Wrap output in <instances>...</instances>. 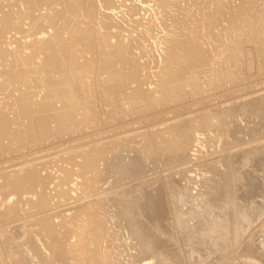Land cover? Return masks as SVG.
I'll return each mask as SVG.
<instances>
[{
	"label": "bare ground",
	"instance_id": "bare-ground-1",
	"mask_svg": "<svg viewBox=\"0 0 264 264\" xmlns=\"http://www.w3.org/2000/svg\"><path fill=\"white\" fill-rule=\"evenodd\" d=\"M157 27L159 30L152 34ZM152 48L159 53L155 57L151 56ZM239 63L242 64L239 66ZM252 67L264 72V0H0V264H124L123 251L128 246L124 242L126 238L134 240L139 245L137 248L142 250L140 255H130L131 260L148 259L151 260L149 264H164L159 263L164 252L158 256L152 247L160 230L157 226L161 228L164 222L159 219V226L154 221L156 210L161 207V197L164 196L163 203L171 201L167 205L172 206L168 208L171 217L174 220L180 217L176 212L179 198L191 196L188 186L184 185L190 179L186 173H196L197 170L208 173L215 163L223 161V154L232 149L227 139L231 132H235L227 127L235 116L251 111L249 102L253 101L227 106L221 105L220 99L213 105L208 104L207 109L205 106L188 108L189 103L182 107L176 105L186 103L185 99L194 98L195 94H208L213 89L234 90L236 87H232L240 83L242 73L248 75ZM227 92L230 94L231 91ZM92 96L98 99L97 104L96 101L89 104ZM195 98V101L200 100ZM254 102L256 108L262 105L261 98ZM175 111L177 113L172 115L156 117ZM132 113L137 114L128 118ZM144 117L146 119L142 122L146 124L122 127ZM113 119L122 128L115 131L107 126ZM66 135L73 137L62 140ZM52 138L57 140L43 142ZM254 138L264 139V131L251 133L246 142L249 147L257 146L246 148L250 153L248 156L244 151V155L250 160L254 157L253 162L250 161L251 168L258 163L260 168L263 165L259 161L254 164L259 153L253 149H263L264 140L251 145ZM16 152L21 154L18 161H14ZM257 157V160L262 158ZM244 162L249 163L246 159ZM229 168L227 175L230 174ZM259 168L255 172L260 170L261 176L263 172ZM213 172L217 173L213 170L212 175ZM252 172L253 177L255 173ZM236 175L237 179L243 177ZM227 181L222 185L226 186ZM236 181L235 178L234 183ZM248 183L247 187L251 182ZM141 185H151L150 192L157 189L158 193L154 194L155 202L146 212L148 215L154 211L150 217L153 216L155 230L150 232L147 229L151 227L142 223L145 218L148 224L147 215L144 217L143 213L146 206L142 205H146L152 196L146 194ZM253 185L252 189H255ZM214 186L212 189L216 194L211 193L216 196L218 192L220 197L219 190L222 191L224 186L217 185V192L216 183ZM233 189L231 192L235 191ZM255 195L257 201L263 200L258 199L257 193ZM203 198L213 202L211 197ZM225 198L222 196V202L226 201ZM219 202L214 209L219 205L223 207ZM200 203L191 215L200 212ZM223 204L226 209L228 204ZM250 204L252 206V202ZM209 206L206 207L208 210ZM242 211L238 214L241 217L239 224L242 225L243 218L244 224L252 227L246 223L251 219V209L248 211V207H242ZM201 215L204 216L202 212ZM229 217V221H234L231 217L235 216H231V220ZM204 222L202 231L210 233L215 230L213 219ZM174 223L172 226H178ZM237 224L234 222L231 226L225 222L221 225L220 222L217 228L223 230H218L222 237V233L226 236L223 237L226 241L222 238L226 243L222 247L220 244V249L215 248L225 255L224 258L223 248L226 251L225 247L234 241L227 235L237 231ZM263 224L260 225L264 231ZM175 228L178 227L172 231L178 233ZM242 228H239L240 236L244 235ZM156 229L155 242L151 243L148 234L155 236ZM168 233L167 237L164 234L166 240L168 236L170 240ZM216 241L213 239L210 243ZM169 242L173 246L172 239ZM252 249L245 251L244 248V253H239L249 264H263L262 257V260L253 257ZM209 251L213 252L212 249ZM217 252L214 255L221 257ZM200 254L202 258L205 253ZM211 255L213 261L214 255ZM130 256L128 260L126 255L128 261ZM176 256L172 257L176 259ZM229 259L233 264V257ZM208 260L210 263L209 258L205 259Z\"/></svg>",
	"mask_w": 264,
	"mask_h": 264
},
{
	"label": "rangeland",
	"instance_id": "rangeland-1",
	"mask_svg": "<svg viewBox=\"0 0 264 264\" xmlns=\"http://www.w3.org/2000/svg\"><path fill=\"white\" fill-rule=\"evenodd\" d=\"M158 28V27H157ZM157 28H155L154 29V32H152V34H154L155 33V31L157 32L158 30H159V28L157 29ZM157 49L155 48H152L151 49V53L153 54V55H151V56H153V57H155V56H157L159 53H158V51H156ZM135 53V52H134ZM156 53V54H155ZM242 63H239V66L241 65ZM241 72H244V70H241ZM141 73H143V71L141 70ZM241 74V73H240ZM242 78H241V81H240V83L236 86V85H234V87H232L234 90H235V92H234V90H232V89H226V88H217L216 90L215 89H213V91H211V92H208V94H203L202 96H203V98H202V96L200 97L198 94H195L194 95V98H193V96L192 97H188V99L186 98L185 100H186V103L183 101V102H180L181 104H179V105H176V106H180V107H182L183 106V104H188V108H198V106L199 107H203V106H205L204 108H206L207 109V105L208 104H212L213 105V102H214V104L215 103H217L220 99V101L221 102H219V103H221V105H227V106H229V105H232V104H235V103H240V102H249V100H251V101H255L256 99L258 100V98H261V100H262V105L261 106H259V107H257L256 108V102H249V104H251V105H249L250 106V108H251V111H244L243 112V114H241V115H239L237 118H236V116L233 118V123L231 122L230 123V125H228V129L229 128H231V129H233L235 132H231V130H230V132H231V134H230V136L228 137V142L231 144V145H229V146H231L232 147V149H230V150H227V154L229 153V155H232L234 152L235 153H238L237 155H235V153L232 155V156H227L226 155V153H225V151H223L222 152V154L223 153H225V154H223V161H221V162H219V163H215V165H213L212 166V169L213 170H215V172H217L216 174L214 173V175H212L211 173H212V171L213 170H211L210 172H208V173H206V170L205 171H203V170H197L196 171V173L195 172H187L186 174H187V176L190 178V179H187L186 180V182L184 183V179H183V181H182V183H179L180 185H178L179 186V188H180V186H182V184L184 183V185H186V186H188V188H189V190H190V192H191V196L188 198V197H184L183 199L185 200V201H183V199H181V198H179V203L177 202V200L175 201V205L177 206V203L179 204V207L177 208V210H176V212H177V214H179V216L180 217H178L177 219H173L171 216H173L172 215V213L171 212H169L170 210V208L172 207L171 205H169V206H171L170 208H169V206H167L168 204H170V202L171 201H168V202H165V203H163V198L162 197H164V196H162L161 197V204L163 205H161L160 204V206L161 207H156L157 208V210H156V215L154 214V216H156V220H154V221H156L155 223H156V225H159L160 226V224L162 223V221H164L162 224H161V228L163 229L164 227V230L163 231H166V232H164V233H162L163 231H162V229L161 228H159L158 226H157V229L159 230V232H158V230L156 229V232H153L154 234H155V236L154 235H150V233L148 234V238H150V242L151 243H153V242H155V238H156V233L158 234V239L160 240V241H158L157 240V238H156V244L158 245H154V243H153V249H154V251L157 253V255L159 256V254L161 255L162 254V252H164L163 253V257H162V255L160 256V259H162L163 261H160V259H159V263H164V264H177L178 262L180 263V264H198L199 262H201V263H199V264H202V262H203V264H214V263H216V261L218 262V263H216V264H231V260L229 259V257L231 256V259H232V257H233V264H249L248 262H246L245 261V257H244V255H243V258H242V255L239 253V252H241L242 254L244 253V248H245V251H248V249L249 248H252L253 247V249H252V252H253V257H256L257 259H260V260H262L263 261V264H264V231L262 230V224L264 223V216H263V213H264V202H263V200H264V194H263V189H264V187H262L261 185H263L264 184V164H262V163H264V160H262V158H263V154H264V151H263V149L262 148H259V149H262V150H254L253 149V152L255 151V153L257 154V152L259 153V155L257 154H253L252 153V151H251V153H252V155H256L255 156V161H254V164H257V162L259 161L261 164L260 165H263V166H260V168L258 167V164L256 165V166H254V168H251L252 167V165H250L253 161L252 160H254V157L251 155V157H253V158H251V160H250V157H247L246 155H244V153L245 154H247L248 155V152H249V150L247 151V149L248 148H251L252 146H253V148L254 147H256L257 145H252V144H256L258 141H263L264 139H260V140H258L257 138H254V139H252L251 141H253L252 143H250L252 146H250L249 147V145L247 144L248 142H246V140H250V136H251V133H256V132H258V133H261V131L263 132L264 131V99H262V98H264V72L263 71H260V70H258V69H256V67H252L251 69H250V72L248 73V75H245V73H242V76H241ZM226 89V91H224ZM219 90V91H218ZM220 90H222V91H220ZM227 91H231L230 92V94H228L229 92H227ZM214 92V93H213ZM216 92V93H215ZM218 92V93H217ZM227 94V95H229L228 96V98H227V95L225 94V93ZM210 93V94H209ZM221 93V94H220ZM223 93L226 95V97H225V95H223ZM234 93H236L235 95H234ZM212 94V95H211ZM238 94V95H237ZM239 94H241L240 96H239ZM198 95V96H197ZM208 95V96H207ZM222 95V96H221ZM237 95V96H236ZM260 95H261V97H260ZM211 96V97H210ZM235 96V97H234ZM195 97H197V99H200V100H196L195 101ZM206 97V98H205ZM225 99V102L224 101H222V99L223 98ZM257 97V98H256ZM93 96L91 97V99H90V102H89V104L90 103H93V102H95L96 104L98 103V99H96V97L95 98H93ZM203 100H202V99ZM235 98H238L237 99V101H236V99ZM256 98V99H255ZM214 99V100H213ZM223 99V100H224ZM231 99H233V101H231ZM253 99V100H252ZM193 100V101H192ZM207 100V101H206ZM230 100V101H229ZM236 102H235V101ZM93 101V102H92ZM205 101V102H204ZM209 101V102H208ZM212 101V102H211ZM198 102H199V104H198ZM232 102V103H231ZM194 103V104H193ZM94 104V103H93ZM95 104V105H96ZM178 104V103H177ZM248 104V103H247ZM174 105V106H175ZM248 106V107H249ZM247 107V108H248ZM210 108H212V107H210ZM250 108H248L249 110H250ZM260 108H262L261 110H260ZM182 110H184L183 108H181ZM179 110V111H182V110ZM185 109H187V108H185ZM177 110V111H178ZM255 110V111H254ZM177 111H175L174 113H168V114H164V116L163 115H159V116H156V117H165V116H167V115H172V114H175V113H177ZM178 111V112H179ZM136 114L137 113H132V115H130L128 118H134L135 116H136ZM135 115V116H134ZM133 116V117H132ZM155 117V118H156ZM142 119V120H141ZM143 119H146L145 117L144 118H140V120H138L137 122H134V124L132 123V124H127V126L126 125H123L122 127H136L137 125L139 126V125H142L143 123H145L146 124V122H142L143 121ZM114 120V119H113ZM113 120H110L109 122V124H111V125H109L108 123H106V124H104V125H107V126H110V128H113V129H115V131H117V130H119L120 128H122V127H120L121 125L120 124H118V125H116L117 123H118V121L115 119L114 120V122H113ZM116 121V122H115ZM113 122V123H112ZM136 123V124H135ZM263 123V124H262ZM114 124H115V126H114ZM101 125H103V124H101ZM100 126V125H99ZM99 126H98V128H99ZM112 126V127H111ZM114 126V127H113ZM118 126V127H117ZM230 126V127H229ZM101 127V126H100ZM116 127V128H115ZM236 129V130H235ZM256 129V130H255ZM260 129H262L260 132H259V130ZM253 130L255 131V132H253ZM73 136H75V134H72ZM71 135V136H72ZM42 136H44V135H42ZM41 136V137H42ZM67 136V137H66ZM64 138H62V140L63 139H69V138H72L70 135H66ZM51 140H57L56 138L55 139H48V140H44L43 142H45V143H47V141H48V143H49V141H51ZM42 142V143H43ZM264 142V141H263ZM247 148V149H246ZM235 149V150H234ZM245 151V152H244ZM257 151V152H256ZM261 151H262V153H261ZM240 152H241V154H240ZM195 153H197V152H195ZM232 153V154H231ZM250 153V152H249ZM8 154V153H7ZM16 155V157L15 156H13V158L15 157V159H14V161L15 160H20L19 159V157L21 156V154H20V152H16L15 153ZM17 154H19V156L17 155ZM190 154H192V151H190ZM217 154V153H216ZM219 154V153H218ZM262 156H261V155ZM248 158V160H247V158ZM249 156V155H248ZM259 158H261V159H259ZM25 156H22V158H24ZM256 157L259 159V160H257L256 159ZM6 158H8V157H6ZM243 158V159H242ZM245 159H246V162H249V163H245L244 161H245ZM264 159V158H263ZM5 160H7V159H5ZM250 161H252V162H250ZM2 162H4V161H2ZM6 162V161H5ZM243 162V163H242ZM6 164V163H5ZM4 164V165H5ZM161 164V163H160ZM229 164V165H228ZM232 164V166H230ZM245 164V165H244ZM247 164V165H246ZM248 164H249V166H248ZM233 165H234V167H233ZM164 166V164H162V167ZM229 166H230V168H229ZM134 167V166H133ZM232 167V168H231ZM216 168V169H215ZM218 168V169H217ZM228 168H229V175H227L228 173H226L227 171H228ZM248 168H249V170H248ZM261 169V171L263 172V173H261V176H260V170L258 171V173L257 172H255V171H257V169ZM136 169H138V168H136ZM220 169V170H219ZM232 171H231V170ZM234 169V170H233ZM218 170V171H217ZM251 170V171H250ZM252 170L254 171V175L256 176H253V177H255V178H253L252 177ZM49 171V170H48ZM235 171H237V172H235ZM205 172V173H204ZM221 172H223L224 173V175H223V173L221 174ZM231 172H233L232 174H231ZM234 172H235V175H234ZM241 172V173H240ZM43 173H44V171H43ZM241 174V176H243V177H239L240 175H238V177L240 178H238L237 179V175L236 174ZM248 173H250V174H248ZM159 175H162L163 176V173L161 174V173H159ZM178 175V174H177ZM176 175V176H177ZM206 175V176H205ZM232 175V179L229 177V176H231ZM247 175V176H246ZM258 175L261 177V178H263V179H261V180H263V181H261V180H259L258 181V179L260 178V177H258ZM153 176L154 175H152L151 177L153 178ZM213 176V177H212ZM218 176H220L218 179H216ZM222 176H223V178H222ZM233 176L236 178V180L238 181H236L237 183H234V180H235V178H233ZM178 177V176H177ZM177 177H174V179H177ZM249 177V178H248ZM258 177V178H257ZM224 178H226L225 180L227 181V180H229V182H228V184H226V186L227 185H229V186H224L225 185V180H224ZM245 178V179H244ZM257 178V179H256ZM230 179H231V181H230ZM242 179H244L243 181H242ZM252 180V181H251ZM223 181H224V185H222L223 184ZM239 181H240V183H239ZM248 181L249 182H251L250 183V185H248V187H247V185L246 184H249L248 183ZM226 182V183H227ZM231 182V183H230ZM257 185L256 187L253 185L254 183ZM263 182V183H262ZM215 183H216V186L218 185L219 187H221V186H224V188H222L221 187V189H222V191L221 190H219L220 191V193L222 194V196H223V198H225V193H226V201H224V202H222V196H221V194L219 193V195H220V197L218 196V186H217V190H216V192H217V195L215 196L213 193H215ZM218 183V184H217ZM261 185H260V184ZM156 184L157 183H155L154 185L156 186ZM233 184V185H232ZM237 185V187H238V189H237V187H236V185ZM239 184H241L242 185V187L239 185ZM244 184V185H243ZM253 185V188H257L256 190L255 189H252V185ZM107 184H103V186H106ZM159 185V184H158ZM158 185H157V187H158ZM234 186V189H233V187L232 186ZM142 186V185H141ZM148 185H146V187H147ZM153 186V185H152ZM215 188H214V187ZM231 186V187H230ZM241 188H244L243 186H245V188L244 189H241ZM250 186V187H249ZM260 188H259V187ZM264 186V185H263ZM143 188L145 187V185H143L142 186ZM146 187H145V189H143L144 191H145V193L147 194L148 193V195L150 194L151 196H152V198L150 199L149 198V200H147V203H146V205L144 204V205H142V206H146L145 208H143V213L145 212V216L144 217H146V215H147V213H148V210H149V208H151V205H153V203L155 202V200H154V198H156L155 196L158 194L157 193V189H153V190H151L152 192H150V187H151V185H150V187L149 188H147L146 189ZM154 187V186H153ZM246 187L248 188V189H246ZM178 188V187H177ZM212 188H214V189H212ZM226 188H228L229 189V191H230V193H228L229 191H227V189ZM233 189V191L239 196H242L241 194H243V199H241V197L239 196H236V194H234L233 195V193L234 192H231L232 191V189ZM236 188V189H235ZM262 188V189H261ZM149 189V190H148ZM220 189V188H219ZM243 191V193H242V191ZM156 190V192L154 193V191ZM224 190H226V192H224ZM245 190V191H244ZM253 190H255V192L253 191ZM259 190V191H258ZM260 190H262L261 192H262V195H261V193H260ZM212 191H214L213 193H211ZM239 191V192H238ZM241 191V192H240ZM173 192H175V189L173 190ZM224 192V193H223ZM238 192V193H237ZM245 192V193H244ZM248 192V194H246ZM253 192H254V194H253ZM208 193H210V194H208ZM232 193V194H231ZM251 193L253 194V195H251ZM255 193H257V195H258V199H260V198H263V200L262 199H260V201L258 200L257 201V198H254V196H256L255 195ZM258 193H260V194H258ZM153 194V195H152ZM154 194H156V195H154ZM216 194V193H215ZM230 194V195H229ZM246 195V198H244L245 197V195ZM250 194V195H249ZM209 197V199H210V197H211V199L210 200H212L213 199V202H211V201H207V199H204L203 198V196H205L206 198H207V196ZM213 197H212V196ZM233 195V196H232ZM261 195V197H259ZM229 196H232L231 197V201L229 200ZM236 197V200L234 199L235 197ZM250 196H251V198H252V200H250L251 198H250ZM215 197V198H214ZM216 197H219L218 198V200H215L214 201V199H217ZM257 197V196H256ZM240 198V199H239ZM178 199V198H177ZM244 199H246V201L247 202H245V200ZM249 199V200H248ZM256 199V200H255ZM151 200V201H150ZM154 200V201H153ZM204 200V201H203ZM240 200V201H239ZM255 201V204L253 203L254 201ZM181 201V202H180ZM202 201V202H201ZM222 202V203H220V202ZM239 202V204L243 207V208H246V207H248V211L251 209V213L249 212V216L251 217V219H250V221H249V219H248V221L246 222V223H248V224H250V226H252V227H250L249 228V226L247 225V224H244V221H243V218H242V225H241V223L239 224V220H240V214L239 213H241V212H243V211H245L246 212V209H244L243 211H242V207H240L239 206V204H238V202ZM243 201H244V203H243ZM252 202V206H251V202ZM257 201V202H256ZM152 202V203H151ZM177 202V203H176ZM201 202V203H200ZM205 202H207L206 204H207V206H209V210H208V208H206L207 206H206V204H205ZM211 202V203H210ZM214 202H216L215 204H214ZM217 202H219L218 204H222V206L223 207H221L220 208V206L221 205H219L218 206V210L217 209H214V208H216L217 207ZM229 202V203H228ZM240 202H242V203H240ZM249 202V203H248ZM259 202V203H258ZM263 202V203H262ZM151 203V204H150ZM198 203H200L199 205H201V207H200V212L198 213H196V212H194V214H192L191 215V213L193 212V210H194V207H196L197 206V204ZM223 203H227L228 205L226 206V209H225V204H223ZM234 203V204H233ZM246 203L247 204H249V205H246ZM148 204V205H147ZM236 204V205H235ZM212 206V207H211ZM215 206V207H214ZM231 206H233V207H231ZM237 206H238V210L236 209L237 208ZM246 206V207H245ZM253 206H255L256 208H254V211L252 210L253 209ZM166 207V208H165ZM214 207V208H213ZM231 207V208H230ZM161 208H162V210H161ZM169 208V209H168ZM219 208H220V210H221V212H222V210H224V212H222V213H220V210H219ZM223 208V209H222ZM167 209V210H166ZM201 209H203V210H201ZM207 209V210H206ZM213 209L214 210H216V212L215 211H213ZM229 209V211H227ZM231 209V210H230ZM241 209V210H240ZM161 210V211H160ZM169 210V211H168ZM206 210V211H205ZM211 210H212V213H211ZM255 210H257L256 212H255ZM263 210V211H262ZM159 211V212H158ZM163 211V212H162ZM168 212V213H166V212ZM218 211V212H217ZM226 211V212H225ZM241 211V212H240ZM253 211V212H252ZM147 212V213H146ZM154 211H150L149 212V214L147 215V217H146V219H147V221H148V224H147V222H146V220H145V218H142V223H146V225H147V228L148 227H151V229L150 228H148L147 230H148V232H150L149 230H155V227H153V225L152 224H154V221H153V219H152V217H150L151 215V213H153ZM201 212L203 213V217H201L202 215H201ZM160 213V214H159ZM162 213V214H161ZM169 215V213H170V217L168 218L169 219V221H174V222H176L177 221V223H174V222H169L168 221V219L166 218V217H168L167 215ZM216 213H219V214H216ZM228 213H230V215H228ZM163 214L165 215V216H163ZM206 214V215H205ZM211 214H212V216H211ZM215 214V215H214ZM220 214H223V215H220ZM226 214V217L224 216ZM237 214V215H236ZM239 214V215H238ZM159 215V216H158ZM160 215H162V216H160ZM198 216H200L199 218H198ZM209 216V217H208ZM231 216H235V217H231V218H234V221H233V219L231 220V218L230 217ZM236 216H238L237 218H236ZM258 216H259V218H258ZM261 216H263V217H261ZM141 217H143V216H141ZM150 218V222H149V218ZM159 217H162V218H164V220L162 219V218H159ZM230 218V220L231 221H229V219H227V218ZM258 218V221L257 220H255V219H257ZM260 217H261V220H259L260 219ZM216 218V219H215ZM152 219V220H151ZM159 219H161V223L160 224H158L160 221H159ZM165 219H166V221H165ZM170 219H172V220H170ZM211 219H213V222H214V227H215V230H213V231H209L210 233H216V234H214V235H216V236H214L213 234H211L210 235V233H208V231H202V227H203V229H205V227H204V224H205V220H209V221H211ZM143 220H145L144 222H143ZM223 220V221H222ZM256 221V222H255ZM153 222V223H152ZM220 222H221V225H223L225 222H227V223H231V226L233 225V223L235 222L236 224H237V231L233 234L232 233V235H227V238H229V239H231L232 240V238L234 239V241L232 242V243H230L227 247H225L226 248V251L227 250H231V251H233L232 253H231V255L229 256L228 254H230V252L227 254L226 253V251L224 250V248H223V254H226V257L224 258V256L222 255V253L220 252H217V250L218 251H220L219 249V247L221 246H223L226 242H224L223 240H222V238L223 237H225L226 238V236H224V233H222V235H223V237L220 235L221 233L220 232H222L223 230L221 229V228H219V229H221V231L219 232L218 230L219 229H217L219 226H220ZM224 222V223H223ZM233 222V223H232ZM253 222H255V224L253 223ZM151 223V225H149ZM171 223H174L175 225H177L178 224V226H174V227H178V228H175V232H178V233H174V231H172L173 229H174V227L172 226V224ZM223 223V224H222ZM143 224V225H144ZM181 226H180V225ZM245 226H244V225ZM261 224V225H260ZM146 225H144L145 227H146ZM162 225H163V227H162ZM203 225V226H202ZM218 225V226H217ZM248 227H247V226ZM259 225H260V227H259ZM264 225V224H263ZM202 226V227H201ZM240 226V227H239ZM242 227H244V228H242ZM170 228V230H169V232L170 233H168V229ZM180 228H181V232H180ZM242 228V231H241V233L242 234H244L243 236H240L239 235V233H240V229ZM249 230H247V229ZM146 229V228H145ZM264 229V228H263ZM256 230V231H255ZM162 231V232H161ZM200 231H201V233L202 234H204V237H201L200 238V235L202 236V234L200 233ZM217 231H218V233H217ZM259 231V232H258ZM192 232H194V233H192ZM199 232V233H198ZM204 232H206V233H204ZM239 232V233H238ZM246 232V233H245ZM254 232H255V234H254ZM262 232V233H261ZM152 233V232H151ZM160 233H162V234H160ZM166 233H168V235L170 234V240H169V236H168V240H166V238H165V236L167 235ZM187 233L189 234L188 235V238H189V241H190V244H189V241H187L188 240V238H187ZM253 235H252V234ZM161 236H160V235ZM164 234H165V236H164ZM177 234V235H176ZM183 234H185V235H183ZM191 234H193L192 236H191ZM218 234H219V236H221V237H218ZM241 234V235H242ZM247 235V237H246V235ZM251 234V235H250ZM256 234H260V236H255ZM178 235H180V236H178ZM199 237H198V236ZM208 235V238H206V236ZM262 235V236H261ZM125 236H127V233H126V235ZM152 238H154V239H151V237ZM163 236H164V238H163ZM195 236V237H194ZM212 236H214V237H212ZM251 236V237H250ZM252 236H253V238L255 237V240L252 238ZM128 237V236H127ZM167 237V236H166ZM180 237H182V238H180ZM194 237V238H193ZM215 237H216V239L218 240V241H221V242H218V241H216V239H215ZM232 237V238H231ZM243 237H246V238H243ZM164 239L166 242H167V244H168V242L169 241H171V239H172V241H173V246H172V243H170L169 242V244H168V249L165 247V246H167V244H166V242H164V240H162L161 241V239ZM193 238V239H192ZM209 238H210V240H209ZM212 238V239H211ZM253 240H252V239ZM129 239H131V238H128V240H127V238L124 240V242L126 243V246H127V244H128V246L126 247L125 246V243H124V246L126 247H124L125 249H124V251H123V255H124V257H123V263L124 264H128V263H131L133 260H131V256H135V255H140L141 254V249H139L140 247H138L137 248V246H139L138 244H136V243H134L135 241L134 240H129ZM183 239V240H182ZM185 239V240H184ZM203 239V240H202ZM208 239V240H207ZM213 239H214V241H216L217 243H210L211 241H213ZM224 239V238H223ZM251 239V241H249ZM195 240V241H194ZM198 240H200V241H198ZM225 240V239H224ZM131 244H129L128 242ZM131 241V242H130ZM134 241V242H133ZM188 242V243H186V242ZM205 241H207V243H205ZM223 241V242H222ZM226 241V240H225ZM248 241H249V243H248ZM252 241H253V243H254V245H252ZM122 242H123V240H122ZM183 242V243H182ZM202 242L204 243V244H202ZM161 243H163L162 245H161ZM208 243L209 244H211V245H208ZM248 243V244H247ZM170 244H171V246H170ZM176 244L179 246V248H178V246H176ZM186 244H188V245H186ZM199 244H201V245H203L204 247H206L204 250H203V248H202V246L201 245H199ZM214 244V245H213ZM218 244V245H217ZM221 244V245H220ZM223 244V245H222ZM250 244V245H249ZM137 245V246H136ZM176 246V248H175V246ZM183 245H186L185 247L183 246ZM198 246L197 248H195L196 246ZM206 245V246H205ZM220 245V246H219ZM159 246H163L164 248H163V250L161 249V247H159ZM192 246H194V248L192 247ZM213 246H214V249L215 248H219V249H213ZM217 246V247H216ZM219 246V247H218ZM248 246V247H247ZM157 247L158 248H160V249H157ZM169 247H170V249L171 250H169ZM173 247V248H172ZM181 247H182V250H181ZM211 247V248H210ZM189 248H193L192 250H190ZM202 248V249H201ZM208 248V249H207ZM212 249L213 250V252H211V251H209L210 249ZM254 248H255V250H254ZM176 249V250H178V251H174V250ZM184 249H185V251H184ZM201 249V252L203 251L205 254H204V257L206 256V255H211V253H213V255H214V253L215 252H217V253H219V254H221V257H220V255L219 256H213V261H212V259H211V257L209 256L208 258L210 259V263H209V260H208V262H206L205 261V259H208V258H205L204 259V257H200V256H202L200 253L201 252H199V250ZM167 250V251H166ZM183 251V254L181 253V251ZM208 252H207V251ZM254 250V251H253ZM173 251L176 253H173ZM170 252L172 253V254H170ZM180 254H179V253ZM125 253V254H124ZM193 253H198V256H197V254L195 255V254H193ZM167 254L169 255L168 257H170V255H171V257L170 258H167ZM181 256H179V255ZM193 254V255H192ZM203 254V253H202ZM126 255H127V259L129 260V256H130V261H128L127 259H126ZM129 255V256H128ZM176 255H178V256H176ZM229 257H228V256ZM235 256V258H234V256ZM237 255V256H236ZM241 255V256H240ZM172 256H176L175 258L176 259H174V257H172ZM197 256V257H196ZM212 256V255H211ZM222 256H223V258H222ZM238 256H239V258H238ZM166 258V260L168 259V261H166V260H164L163 258ZM180 257V258H179ZM199 257V260L198 259H196V258H198ZM220 257V258H219ZM227 257H228V260H227ZM261 257H262V259H261ZM179 258V259H178ZM170 259V260H169ZM173 259V260H172ZM184 260V262L183 263H181L180 261H178V262H176V260ZM202 259L205 261V263H204V261H202ZM214 259H215V262H214ZM224 259H226V260H224ZM127 260V261H126ZM198 260V261H197ZM126 261V262H125ZM164 261H166V263L164 262ZM186 261V262H185ZM193 261H195V262H193ZM234 261H235V263H234ZM128 262V263H127ZM149 262H151V260L149 261L148 259H146V260H138V262H137V260H135V261H133L131 264H149ZM213 262V263H212ZM158 263V262H157Z\"/></svg>",
	"mask_w": 264,
	"mask_h": 264
}]
</instances>
